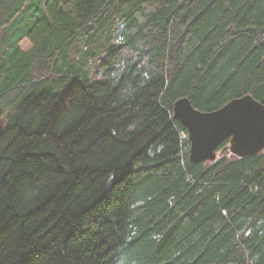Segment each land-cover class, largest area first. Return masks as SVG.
<instances>
[{"label": "trees", "instance_id": "obj_1", "mask_svg": "<svg viewBox=\"0 0 264 264\" xmlns=\"http://www.w3.org/2000/svg\"><path fill=\"white\" fill-rule=\"evenodd\" d=\"M246 95L264 0H0V264H264V155L173 118Z\"/></svg>", "mask_w": 264, "mask_h": 264}, {"label": "water", "instance_id": "obj_2", "mask_svg": "<svg viewBox=\"0 0 264 264\" xmlns=\"http://www.w3.org/2000/svg\"><path fill=\"white\" fill-rule=\"evenodd\" d=\"M173 118L188 133L192 164L216 162L218 150L226 141L236 158L264 151V105L250 95L212 112L199 111L189 99L181 98L173 105Z\"/></svg>", "mask_w": 264, "mask_h": 264}, {"label": "rangeland", "instance_id": "obj_3", "mask_svg": "<svg viewBox=\"0 0 264 264\" xmlns=\"http://www.w3.org/2000/svg\"><path fill=\"white\" fill-rule=\"evenodd\" d=\"M264 155V151L262 152ZM226 156L228 158H233L234 156L231 154L229 147L227 146L224 150L218 152L217 159H220L221 157Z\"/></svg>", "mask_w": 264, "mask_h": 264}]
</instances>
